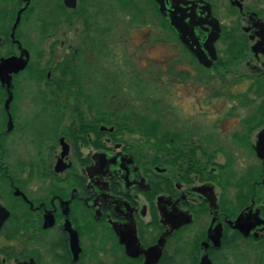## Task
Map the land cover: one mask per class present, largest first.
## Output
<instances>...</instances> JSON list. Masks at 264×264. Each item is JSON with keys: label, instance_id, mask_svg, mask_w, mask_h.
Masks as SVG:
<instances>
[{"label": "flooded vegetation", "instance_id": "flooded-vegetation-1", "mask_svg": "<svg viewBox=\"0 0 264 264\" xmlns=\"http://www.w3.org/2000/svg\"><path fill=\"white\" fill-rule=\"evenodd\" d=\"M0 264H264V0H0Z\"/></svg>", "mask_w": 264, "mask_h": 264}, {"label": "water", "instance_id": "water-1", "mask_svg": "<svg viewBox=\"0 0 264 264\" xmlns=\"http://www.w3.org/2000/svg\"><path fill=\"white\" fill-rule=\"evenodd\" d=\"M178 22H180V21H182L181 19H179V20H177ZM172 26L174 27V29L176 30V32L180 35V38L182 37V34H183V32L187 29V28H185L186 26H184V25H180V24H178V23H176V22H174L173 20H172ZM182 39V38H181ZM183 41V40H182ZM184 43H185V41H183ZM185 45L186 46H188L189 47V49L191 50V52L193 53V54H195L197 57H198V59H199V61L202 63V64H204L205 66H208L207 64L210 62V60L209 59H207V58H201V56L199 55V53H196V51H195V49H193V47L192 46H195V42H192V44H187V43H185ZM198 52V51H197ZM211 54V53H210Z\"/></svg>", "mask_w": 264, "mask_h": 264}, {"label": "rangeland", "instance_id": "rangeland-1", "mask_svg": "<svg viewBox=\"0 0 264 264\" xmlns=\"http://www.w3.org/2000/svg\"><path fill=\"white\" fill-rule=\"evenodd\" d=\"M126 47L129 48L128 46H126ZM146 82H148V81H146ZM160 94H161V93H160ZM155 95L158 96V93H156ZM160 101H161V103L159 104L160 106L158 105V108L160 107L159 110H161V109L163 108V102H162V101H163V98H162V97H160ZM185 103H186V102H185ZM142 105H143V104H142ZM141 110H142V109H141ZM140 112H141V111H140Z\"/></svg>", "mask_w": 264, "mask_h": 264}]
</instances>
